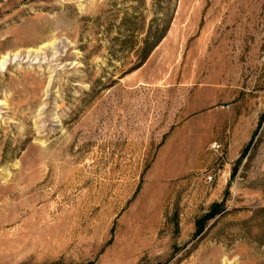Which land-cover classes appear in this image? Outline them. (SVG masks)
Returning <instances> with one entry per match:
<instances>
[{"label":"rangeland","instance_id":"1","mask_svg":"<svg viewBox=\"0 0 264 264\" xmlns=\"http://www.w3.org/2000/svg\"><path fill=\"white\" fill-rule=\"evenodd\" d=\"M1 62L0 264H264V0H0Z\"/></svg>","mask_w":264,"mask_h":264},{"label":"bare ground","instance_id":"2","mask_svg":"<svg viewBox=\"0 0 264 264\" xmlns=\"http://www.w3.org/2000/svg\"><path fill=\"white\" fill-rule=\"evenodd\" d=\"M5 61V60H4ZM6 67V62L0 63V71L3 70ZM27 227V226H26Z\"/></svg>","mask_w":264,"mask_h":264}]
</instances>
